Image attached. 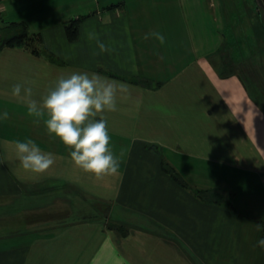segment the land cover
Masks as SVG:
<instances>
[{
  "label": "crops",
  "instance_id": "1",
  "mask_svg": "<svg viewBox=\"0 0 264 264\" xmlns=\"http://www.w3.org/2000/svg\"><path fill=\"white\" fill-rule=\"evenodd\" d=\"M228 1L177 0L182 9L200 4L195 30L188 15L180 27L166 23L171 0H92L83 14V0L0 1V27L22 22L32 37L30 47L0 50V116L9 114L0 119V264H264V107L243 74L216 67L222 37L209 45V14L232 15ZM72 21L78 35L70 39ZM89 31L112 51L96 54ZM149 32L165 43L145 40ZM72 72L127 86L117 110L104 113L111 138L124 144L112 147L119 175L96 179L75 167L43 118L11 96L20 83L40 100ZM26 139L55 156L35 178L15 156L12 142ZM198 189L230 198L203 200ZM88 198L107 213H93ZM41 203L63 222L41 226L43 213L33 210ZM68 204L90 211L74 208L76 218L65 220Z\"/></svg>",
  "mask_w": 264,
  "mask_h": 264
},
{
  "label": "clouds",
  "instance_id": "2",
  "mask_svg": "<svg viewBox=\"0 0 264 264\" xmlns=\"http://www.w3.org/2000/svg\"><path fill=\"white\" fill-rule=\"evenodd\" d=\"M87 38L95 41L101 54L111 52L109 45L100 40L95 31H89ZM145 40L154 38L161 45L165 37L160 32H149ZM126 92L127 86L88 72H72L60 75L54 86L49 87L40 100L33 98V88L17 83L11 89V96L27 107L29 116L43 118L49 135L59 139L70 149L72 163L96 179L119 175L121 160L114 153L109 134L106 112L117 110V93ZM3 112L0 119H7ZM14 151L19 167L33 178L46 173L55 163V156L44 152L31 139L15 140ZM257 230L260 225H256ZM264 249V238L257 241Z\"/></svg>",
  "mask_w": 264,
  "mask_h": 264
},
{
  "label": "rangeland",
  "instance_id": "3",
  "mask_svg": "<svg viewBox=\"0 0 264 264\" xmlns=\"http://www.w3.org/2000/svg\"><path fill=\"white\" fill-rule=\"evenodd\" d=\"M171 1L169 2L171 5H166V23H175L180 27L183 24V19H188L192 29L195 30L197 26L195 18L199 16V13L196 11L200 7V4L198 3L195 7H188L187 5L186 9H182V7L177 6V0ZM228 2L233 6L232 15L219 17L213 13L209 14V45H213L212 36L214 38L221 36V40H223L220 43L222 47L218 49L217 53L215 51L213 54L214 58H216V67L222 73L235 69L240 74H243L248 89H250L256 100L260 101V104L264 107V0H256V4L255 0H229ZM82 3H85V5L79 11L81 14L85 13L89 7L87 4L92 3V0H83ZM164 4H162V7ZM186 15H188L187 19ZM14 33L20 34L21 28L13 23L0 27V43L3 38ZM223 36L225 37L224 39ZM187 43H189L188 38ZM122 146L124 144H121L120 140L111 138V148L118 147L117 150L119 151ZM113 153L115 154L114 149ZM88 200L91 206L93 205L94 207L95 211L93 213H101V216L107 213L105 205L100 207L101 201L92 198H88ZM52 205L42 204L33 209L34 211L43 213L41 216L35 217L39 221L42 220L43 223H39L41 226L49 228L63 222L61 217L54 219L51 217L54 210ZM66 208H68V211H66L63 218L65 220L76 218L74 214H71L74 208L79 211L78 215L82 217H85L82 212L86 210L90 211L89 204L82 205L81 207H78L76 204H68Z\"/></svg>",
  "mask_w": 264,
  "mask_h": 264
},
{
  "label": "trees",
  "instance_id": "4",
  "mask_svg": "<svg viewBox=\"0 0 264 264\" xmlns=\"http://www.w3.org/2000/svg\"><path fill=\"white\" fill-rule=\"evenodd\" d=\"M12 23L21 28V33L20 34L14 33L8 37L3 38L0 43V50L4 48L5 46H27V47L29 46L30 47L32 37H31L30 32L28 31L27 26L22 22L21 23L11 22V23H7V25H10ZM66 29H67L68 37L70 39H73L78 35V27L76 25V21H72L71 23L67 24ZM164 168L166 169V171L170 172L173 175L176 181L185 185L181 177L177 173L172 172L169 166L164 164ZM195 192L200 198H202L203 200H208V201L222 202L230 198V194L220 191V190L198 189V190H195ZM110 226L115 227L120 232H124V228L122 225H118L116 223H110Z\"/></svg>",
  "mask_w": 264,
  "mask_h": 264
}]
</instances>
